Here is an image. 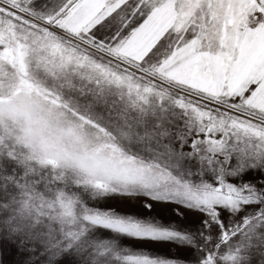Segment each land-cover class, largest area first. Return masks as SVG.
Instances as JSON below:
<instances>
[{"label": "snow or ice", "instance_id": "obj_1", "mask_svg": "<svg viewBox=\"0 0 264 264\" xmlns=\"http://www.w3.org/2000/svg\"><path fill=\"white\" fill-rule=\"evenodd\" d=\"M0 264H264V0H0Z\"/></svg>", "mask_w": 264, "mask_h": 264}, {"label": "rangeland", "instance_id": "obj_2", "mask_svg": "<svg viewBox=\"0 0 264 264\" xmlns=\"http://www.w3.org/2000/svg\"><path fill=\"white\" fill-rule=\"evenodd\" d=\"M129 210H134V209H129ZM156 212H157V214H160V210L159 209H157ZM165 215H167V214H165ZM165 218L167 219L169 217L168 216H165ZM127 243L130 244L132 242L129 241ZM149 247L158 249V252L161 255H164L167 252V249H168V246H165V245H150ZM172 251L174 252L175 249H173Z\"/></svg>", "mask_w": 264, "mask_h": 264}]
</instances>
